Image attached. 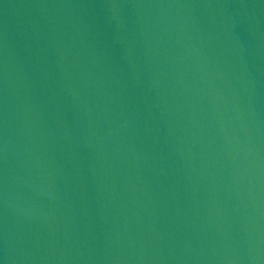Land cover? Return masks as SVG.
Segmentation results:
<instances>
[{"label":"water","instance_id":"1","mask_svg":"<svg viewBox=\"0 0 264 264\" xmlns=\"http://www.w3.org/2000/svg\"><path fill=\"white\" fill-rule=\"evenodd\" d=\"M0 264H264V0H0Z\"/></svg>","mask_w":264,"mask_h":264}]
</instances>
